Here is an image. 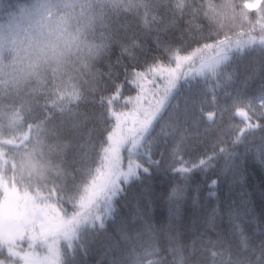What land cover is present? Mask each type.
Listing matches in <instances>:
<instances>
[{
	"label": "trees",
	"instance_id": "1",
	"mask_svg": "<svg viewBox=\"0 0 264 264\" xmlns=\"http://www.w3.org/2000/svg\"><path fill=\"white\" fill-rule=\"evenodd\" d=\"M248 1L0 0V264H264Z\"/></svg>",
	"mask_w": 264,
	"mask_h": 264
},
{
	"label": "rangeland",
	"instance_id": "2",
	"mask_svg": "<svg viewBox=\"0 0 264 264\" xmlns=\"http://www.w3.org/2000/svg\"><path fill=\"white\" fill-rule=\"evenodd\" d=\"M261 5H262V0H250L245 4V8L249 11L258 12L261 8ZM62 38L63 37L60 34V26L57 24H53L51 22L49 23L48 20H45L44 22L39 21V22L35 23L33 25V27L30 28L29 38H28L29 41L28 42H29V44H32L34 47H40V45H42V44H43V46L44 45L47 46V45H49V43H53V41H59L60 42V41H62L61 40ZM170 70L174 72L173 69H170ZM167 77H171V75H167ZM152 82H153V85H155L157 88H159L160 93L163 96V94H164L163 86L158 83L157 79H154ZM168 83H169V81H168ZM258 102L260 105H263V107H264V100L263 99H259ZM155 115H157V114H152V117L147 120L148 124L145 123L144 128H142L144 133H146L150 129V127L152 126ZM64 224L65 223H63V225ZM2 226L3 225L0 221V229L2 228ZM6 232H8V231H6ZM5 234H6V236L8 235L7 233H5ZM0 235H1V232H0ZM27 262L31 263V260L28 259Z\"/></svg>",
	"mask_w": 264,
	"mask_h": 264
},
{
	"label": "snow or ice",
	"instance_id": "3",
	"mask_svg": "<svg viewBox=\"0 0 264 264\" xmlns=\"http://www.w3.org/2000/svg\"><path fill=\"white\" fill-rule=\"evenodd\" d=\"M218 183V181H217ZM214 188V185H210V189ZM218 195V193L214 190H210L208 193L209 198H215Z\"/></svg>",
	"mask_w": 264,
	"mask_h": 264
}]
</instances>
